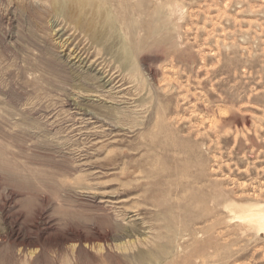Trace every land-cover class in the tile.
<instances>
[{
    "label": "rangeland",
    "instance_id": "rangeland-1",
    "mask_svg": "<svg viewBox=\"0 0 264 264\" xmlns=\"http://www.w3.org/2000/svg\"><path fill=\"white\" fill-rule=\"evenodd\" d=\"M92 3L0 0V264H264V0Z\"/></svg>",
    "mask_w": 264,
    "mask_h": 264
},
{
    "label": "bare ground",
    "instance_id": "bare-ground-1",
    "mask_svg": "<svg viewBox=\"0 0 264 264\" xmlns=\"http://www.w3.org/2000/svg\"><path fill=\"white\" fill-rule=\"evenodd\" d=\"M23 1L30 2V3H37V4L45 3V2H48V3L51 2V4L54 3L55 6L58 5V8H56L57 6L54 7L53 5H50L49 7H51L50 9H52V12L53 11L56 12V10L57 11L60 10V12H62L63 14L67 16V19L68 18L70 20L72 19L74 22L77 21L81 29H87L90 35L94 37V39L97 38L98 34L96 35L95 33L97 29L94 32L95 25L93 24L92 21H90L89 16H87L88 14H90V12L82 13L83 10L85 9L84 7H86L84 5L92 6L94 4L92 3L94 0H23ZM69 4H72L75 7H71ZM95 62L96 61H94L93 63ZM118 72L119 71L112 73L111 69H109V71L105 70L102 72L103 77H104L103 80L105 78H108L107 83L113 84L112 89H116L124 85L121 83L122 79H118L120 76L119 74H117ZM221 121L224 122V120H221ZM211 198H212L211 200L213 201L216 199V196L214 195ZM225 208L227 209L237 208L238 209L237 218L239 219L241 223H243L244 225H247L248 227L255 229L256 231L264 232V205L258 204V203H248V204H243V205L231 203V204L226 205Z\"/></svg>",
    "mask_w": 264,
    "mask_h": 264
}]
</instances>
